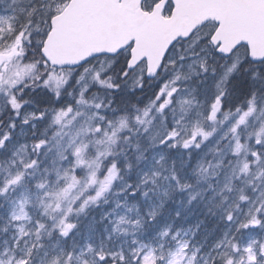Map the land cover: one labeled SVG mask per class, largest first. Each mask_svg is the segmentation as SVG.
<instances>
[{"label":"snow or ice","instance_id":"obj_1","mask_svg":"<svg viewBox=\"0 0 264 264\" xmlns=\"http://www.w3.org/2000/svg\"><path fill=\"white\" fill-rule=\"evenodd\" d=\"M0 264H264V0H0Z\"/></svg>","mask_w":264,"mask_h":264}]
</instances>
